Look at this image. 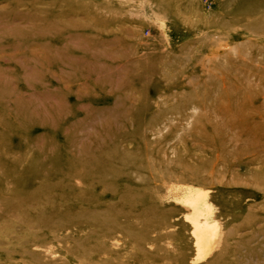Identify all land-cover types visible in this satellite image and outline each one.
I'll use <instances>...</instances> for the list:
<instances>
[{"label": "rangeland", "instance_id": "1", "mask_svg": "<svg viewBox=\"0 0 264 264\" xmlns=\"http://www.w3.org/2000/svg\"><path fill=\"white\" fill-rule=\"evenodd\" d=\"M0 264H264V0H0Z\"/></svg>", "mask_w": 264, "mask_h": 264}, {"label": "bare ground", "instance_id": "2", "mask_svg": "<svg viewBox=\"0 0 264 264\" xmlns=\"http://www.w3.org/2000/svg\"><path fill=\"white\" fill-rule=\"evenodd\" d=\"M190 207L187 218L193 225V233L196 236L198 254L196 260L206 257L211 252L214 243L220 237L221 229L215 219L213 204L208 200V192L189 187L182 197L177 198ZM218 247V245H216Z\"/></svg>", "mask_w": 264, "mask_h": 264}]
</instances>
